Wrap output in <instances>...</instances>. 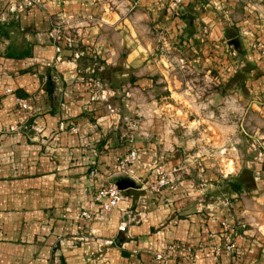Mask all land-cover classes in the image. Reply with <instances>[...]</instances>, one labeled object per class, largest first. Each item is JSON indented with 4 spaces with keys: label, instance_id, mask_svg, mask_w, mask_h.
<instances>
[{
    "label": "crops",
    "instance_id": "1",
    "mask_svg": "<svg viewBox=\"0 0 264 264\" xmlns=\"http://www.w3.org/2000/svg\"><path fill=\"white\" fill-rule=\"evenodd\" d=\"M11 2L0 0V19L8 18L0 23L11 21ZM169 2L39 0L0 36V264H162L158 255L169 264H264V176L241 192L233 181L220 191L211 180L181 179L192 167L130 139L110 102L116 77L139 76L132 71L150 59L155 41L145 29H166L206 68L238 61L225 80L264 114V60L254 47L264 38V0H183L178 17ZM63 21L78 32L72 47L57 39ZM10 47L23 55L7 57ZM17 99L37 109L24 133L9 131L22 121ZM131 149L136 188L105 219L85 220L83 212L99 214L96 195L116 185L113 171ZM163 170L177 184L156 193ZM223 223L237 254L224 250Z\"/></svg>",
    "mask_w": 264,
    "mask_h": 264
},
{
    "label": "rangeland",
    "instance_id": "2",
    "mask_svg": "<svg viewBox=\"0 0 264 264\" xmlns=\"http://www.w3.org/2000/svg\"><path fill=\"white\" fill-rule=\"evenodd\" d=\"M171 2L170 14L180 16L184 2L180 15ZM60 25L56 35L78 36L69 22ZM145 30L155 41L150 59L132 71L139 76L129 70L112 83L119 91L110 102L119 107L125 133L149 143L158 154L169 152L184 166L190 165L191 172H181V179L195 184L211 180L223 191L234 178L242 176L248 183L251 172L253 178L264 176V114L243 102L247 91L242 95L225 80L240 63L217 61L209 72L212 68L189 60L171 42L168 30Z\"/></svg>",
    "mask_w": 264,
    "mask_h": 264
},
{
    "label": "built area",
    "instance_id": "3",
    "mask_svg": "<svg viewBox=\"0 0 264 264\" xmlns=\"http://www.w3.org/2000/svg\"><path fill=\"white\" fill-rule=\"evenodd\" d=\"M171 7L175 11V14L180 15L181 7L183 4V0H171ZM39 0H20L19 2L14 3L10 7L11 12H23L27 8L37 4ZM60 39L61 36L58 34L57 39ZM67 45L72 47L74 45V40L71 37H67L66 39ZM254 47L258 51V54L262 60H264V38L258 39L254 43ZM92 88L94 89L97 87L98 83L94 78L88 80ZM8 93H12L11 90H8ZM32 99H17L18 110L21 116V122L17 123L14 126H11L9 131L16 132V133H24L26 130L29 129V121L34 117L37 109L33 106ZM73 133H78V127H73ZM139 160V153L131 149L127 155L121 158L117 166L113 171V176L115 177H128L134 178V170L133 166L138 163ZM160 169H163L161 167ZM177 184L175 178L171 177L170 174L166 173L164 170L160 171L158 181L152 186V190L156 193L160 192L163 188H171L174 189ZM123 191L118 189L115 184H110L107 187L102 188L96 195V201L102 204V208L99 214L92 215L89 212H83L81 217H83L87 221H92L95 218L105 219L109 213H111L117 206L123 201ZM232 226L228 223H223V230H224V250L229 254H237L238 248L233 240L231 235ZM122 231L125 228H121ZM173 248V247H172ZM157 263L162 264H169L170 258L169 256H162L158 255L156 257Z\"/></svg>",
    "mask_w": 264,
    "mask_h": 264
},
{
    "label": "trees",
    "instance_id": "4",
    "mask_svg": "<svg viewBox=\"0 0 264 264\" xmlns=\"http://www.w3.org/2000/svg\"><path fill=\"white\" fill-rule=\"evenodd\" d=\"M11 21L9 23H0V36L2 35H6L9 36V32L8 30H11L12 28L18 26V14L17 12H12L11 14ZM7 19H0V21L2 22H7ZM23 54L19 53L17 50H15V48L10 47L9 48V52L6 53L7 57H13V58H18L20 56H22ZM48 89L50 91V88L53 86V81L51 79V77H48ZM250 180L248 183L245 182V180L242 179V176L238 177V178H234L233 182L231 183L232 188L236 191V192H241L243 190V188H250L252 187L255 182H254V178H253V173L251 172L250 174H248ZM246 183V184H245ZM246 185V186H245Z\"/></svg>",
    "mask_w": 264,
    "mask_h": 264
},
{
    "label": "water",
    "instance_id": "5",
    "mask_svg": "<svg viewBox=\"0 0 264 264\" xmlns=\"http://www.w3.org/2000/svg\"><path fill=\"white\" fill-rule=\"evenodd\" d=\"M116 186L121 191H125L130 188H136L135 182L128 177H119L116 181Z\"/></svg>",
    "mask_w": 264,
    "mask_h": 264
}]
</instances>
